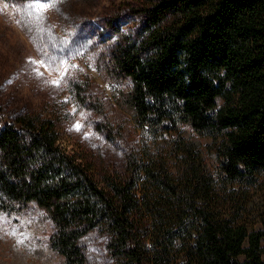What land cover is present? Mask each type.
<instances>
[{"label": "trees", "instance_id": "16d2710c", "mask_svg": "<svg viewBox=\"0 0 264 264\" xmlns=\"http://www.w3.org/2000/svg\"><path fill=\"white\" fill-rule=\"evenodd\" d=\"M138 1L134 31L109 25L105 71L140 132L121 170L95 180L52 119L6 117L0 210L43 209L64 264L90 229L114 264H264V0Z\"/></svg>", "mask_w": 264, "mask_h": 264}, {"label": "rangeland", "instance_id": "374dc122", "mask_svg": "<svg viewBox=\"0 0 264 264\" xmlns=\"http://www.w3.org/2000/svg\"><path fill=\"white\" fill-rule=\"evenodd\" d=\"M32 3L0 1V120L23 113L50 118L60 146L95 180L121 170L140 132L129 110L116 104L122 84L105 67L116 39L110 27L134 31L142 22L139 1L57 0L39 24L28 15ZM75 83L85 91L78 93ZM50 231L46 212L34 205L0 210V264H64L51 248ZM106 240L99 229L78 239L83 264H114Z\"/></svg>", "mask_w": 264, "mask_h": 264}, {"label": "snow or ice", "instance_id": "6c2138e0", "mask_svg": "<svg viewBox=\"0 0 264 264\" xmlns=\"http://www.w3.org/2000/svg\"><path fill=\"white\" fill-rule=\"evenodd\" d=\"M57 0H33V3L31 4V7L28 9V15L33 16L37 24L42 23L43 20V13L46 12L50 7H54ZM30 63L37 64V63H44L43 61L37 62V61H30ZM65 72H67V69H65ZM37 75H40V73L37 71ZM63 77H61L62 79ZM52 83L55 86H59L60 81H52ZM76 130H79V125L76 126ZM15 233H13L14 235ZM18 243H23V240H19Z\"/></svg>", "mask_w": 264, "mask_h": 264}]
</instances>
